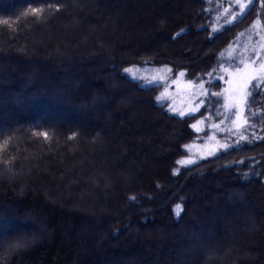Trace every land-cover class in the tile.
I'll list each match as a JSON object with an SVG mask.
<instances>
[{"label": "trees", "instance_id": "obj_1", "mask_svg": "<svg viewBox=\"0 0 264 264\" xmlns=\"http://www.w3.org/2000/svg\"><path fill=\"white\" fill-rule=\"evenodd\" d=\"M92 4L105 12L103 18L92 16ZM49 5H60V10L45 11L40 19L30 16L10 28L0 25V143L11 137L7 154L0 152L3 264H156L155 251L174 255L173 264H251L254 257L264 259L255 245L264 239V90L251 102V112H260L258 119L250 120L255 128L240 132L247 141L239 133L221 132L219 138L230 143L227 150L218 146L215 155L192 165L178 164L189 154L185 145L204 142L214 132L211 124L222 116L224 88L217 77L234 61L227 62L226 54L238 34L256 19L264 26V0H256L246 18L235 24L216 17L214 0L154 4L156 10L149 12L163 22L154 47L133 48L108 38L107 32L120 24L130 30L121 23L120 16L129 9L121 0H0V20L17 21L30 7ZM213 28L219 31L213 33ZM231 57L239 62L243 58ZM134 65L141 77L166 65L172 69L170 78L183 71L186 83L191 80L198 88L203 82L209 92L222 95L205 100H211L210 108L182 117L170 110L169 101H158L165 82L148 84L122 71ZM209 72L213 77L206 75ZM134 95L147 107V119L130 121L117 110L120 101L130 104ZM217 109L219 115L214 114ZM245 113L251 115L247 107ZM197 121H203L197 127L201 131L191 127ZM116 123L129 131L121 128L113 144ZM156 125L176 136L164 165L146 171L149 152L136 144L154 134L151 127ZM33 131H48L52 138L45 142ZM73 133L76 139L69 140ZM135 150L138 156H132ZM210 179L221 188L196 187ZM113 194L121 206L111 210ZM132 196L137 199H129ZM178 203L183 205L179 217L173 211ZM197 203L205 212L212 210L208 203L213 204L224 220L201 215ZM134 222L141 238L152 235L154 226L166 232L186 224L190 229L174 233L175 244L165 246L149 245L147 238L141 239L143 244L137 239L135 246L128 244V237L119 241ZM20 240L30 241V246L9 253L8 243ZM239 252L249 261L240 260ZM151 253L147 261L144 254Z\"/></svg>", "mask_w": 264, "mask_h": 264}, {"label": "rangeland", "instance_id": "obj_2", "mask_svg": "<svg viewBox=\"0 0 264 264\" xmlns=\"http://www.w3.org/2000/svg\"><path fill=\"white\" fill-rule=\"evenodd\" d=\"M121 1L126 7L127 6L129 7V9L127 11L128 13H125V14L120 16V18L123 19L121 23H127L130 30L125 29L120 24V27L114 28L116 30L110 29L111 30L110 33L107 32V34H110V37H108V38L111 41L115 40L116 42H119V43L125 42V44H127V45L132 44L133 48L138 47V46H136V44H139V46L154 47L158 43L157 42L158 39L161 38L160 35L163 34L161 32L163 22L159 19L158 15L155 16L157 13L151 14L149 12V9L151 10V8L153 11L156 10L154 4L164 3V4L176 5V1L181 2V0H121ZM174 1H175V3H174ZM214 1L216 2V5H215L216 17L222 22H224L226 20H229L230 22L233 21V15H230L229 12H239L240 11V9L238 7H235L236 0H232L231 3H229L228 0H214ZM240 3L248 5L249 0H240ZM147 6H149V7H147ZM90 7H91V11H92V16L96 15L97 18L98 17L99 18L104 17L105 12L101 11L100 7L95 6L93 4ZM226 9L228 10L227 12H226ZM136 19H137V21L135 23L134 20H136ZM141 19L148 20V21L143 22L144 24L141 23L142 24L141 25V24H139V21H141ZM252 25H253V23L248 28L244 29L243 31H241L238 34L239 37L237 36L238 38L236 39L235 43L227 51V54H226L227 57L232 58L231 56H234V55L238 56L239 55L240 57L242 56L245 61H248L249 58H251L253 55L252 54L253 47H255L258 51H261V54L264 55V50H261L259 48V45L261 43H264V41H261V39H260V36L264 35V31L262 30V28L253 29ZM136 29H138V31L141 30L140 31L141 33L140 34H139V32L137 33ZM54 39L55 38H51V41L49 40V44H53ZM60 41H61V39L57 37L56 42H60ZM230 58L227 60V62L231 61ZM233 60L234 61L230 65L228 64V65L222 67L223 71H224V69H227L228 71L227 72L224 71V75H221V77H223L222 80L224 82L223 104L221 106L222 116L220 117V119L218 121L211 124V128L214 129V132H212L211 135L209 136V138H206L204 142H192L189 145L190 147H188L189 154L182 157L179 161L186 160L189 158L196 161L199 158L208 155V153L210 151L216 152V150L218 149L217 147L223 143H228L230 145L229 142L222 141L219 138L218 134L221 133L222 131H219L218 129L213 128L212 125H214V124L219 125L221 128H224V129H235V125L232 123V121L237 120V116L235 114L237 109H233L232 111H229L227 108H225V103H226V101L230 102L234 96H237V97L239 96L240 93H238L236 91V89L242 83V78L244 75L243 70L245 69V64L240 63L237 59H233ZM257 66L258 65H253V67H257ZM150 68L155 70L158 67H153V68L150 67ZM160 68H163V67H160ZM238 69L240 71H238ZM145 73L146 74L143 75V77L146 78V79H144L145 82L150 81L152 79V77L158 76L161 74L157 71H146ZM175 77L169 78L165 82L164 88L161 90L160 93L164 92L165 88H167L168 98L164 101H169L170 110L175 108L177 111L176 112L172 111V112L175 114H178L179 111H187L190 107H194L195 103H196V99H200V97L197 95L196 99H192L194 93L198 94V92H199L198 88H196V86L189 85L188 83H186L183 80V77H179V76H175ZM173 79L178 80V83L173 85L172 84ZM148 84H151V83H148ZM137 100L138 99L134 95V98L130 102V104H127L125 101H120L118 103L117 110H119L120 114H122L124 116L125 115L128 116L127 118H130V121H131V118L135 121L147 119L146 118L147 116H145V114H147V110H148L147 107L144 104L139 103ZM239 110L242 113L239 122L242 123L243 117L246 116L245 106L243 104L239 105ZM130 114H133V115H130ZM155 119H156V121H159L158 118H155ZM222 121H223V123H221ZM114 122H115V120H114ZM200 125L201 124L197 125V127H200ZM126 127L127 126H123L120 123L115 124V130L114 131H115L116 136L115 135L111 136L112 137V138H110L111 143L117 144V137L119 135H121L120 129L123 128L124 133L129 131V129H127ZM139 127H141V126L139 125ZM151 129L154 132V134L150 133V134L145 135V137L139 139L141 142V145H139V143L136 144L137 147L138 146H144L145 149L148 150V152H149V157L147 158V160H145L146 171L150 170V169L157 170L158 167L160 168V167H162V165H164V163H165L164 158H166L168 152H170L172 150V148H173L172 143L175 140V136H176V133L173 130H170V129L166 130L164 127H162L160 125L152 126ZM223 132H225V131H223ZM240 132H241V130L240 131H233L231 133L234 135V134H238V133L240 134ZM84 134H86L85 136H88L90 138L92 137V132H90V130L89 131L84 130ZM89 134H91V135H89ZM240 136H241V134L239 135V137ZM154 138H155V140H154ZM130 139H132V138H130ZM135 153L138 156L136 150L133 152L132 156H134ZM104 155H106V154H104ZM141 156L142 155L140 154L139 157L141 158ZM102 157L103 158L100 161H102L105 158L104 156H102ZM125 158L126 157H124V159ZM108 161L109 160L107 157V162ZM136 161H138V160H136ZM136 164H137V162L134 163L135 166H136ZM76 166H77L76 169L80 168L79 165L76 164ZM179 166H187V165L179 164ZM32 168L36 169L35 166ZM118 170L119 169L117 168V172H119ZM7 171L11 172L12 169L8 168ZM81 171L82 170H80V173H81ZM145 173H147V172H145ZM11 176H14V175H11ZM134 181H136V179H134ZM218 183L219 182L216 179H210V180L205 181L201 184H196V187L201 186V185L210 186L213 184L217 189H220L221 186H219ZM194 187H195V185H194ZM196 194H198L197 190H196ZM197 196H198V198L203 197L202 194L200 196L198 194ZM222 197H224V196H222ZM236 197H238V196L234 195L232 199L238 201L239 199ZM224 198H226V197H224ZM109 200L110 201L108 202V206H112L111 210L116 209V208L121 206L119 204L120 198L118 197L117 194L116 195L115 194L110 195ZM227 201H230V200L227 199ZM112 203H117V204H112ZM206 204H207V202H206ZM206 204H204V207H206ZM239 204H240V202H239ZM208 205L211 206V208H212L211 211H208V212L203 211V209L201 208L202 207L201 203H199V204L197 203L196 206L198 208H196V210L201 211V215H206L207 217L215 218L216 220H218L220 222H221V220H224L220 211H218L215 207H213V204L208 203ZM244 206H246V204H244ZM245 217H246V212L241 213V215H240L241 222L242 221H244L243 223L247 222V219H245ZM243 223L240 225V228L241 227L244 228V226H242ZM185 229L188 230V229H190V227L186 224L182 228H179V229L174 230V231L166 232L163 229H156V227L154 226L152 228V230H155V231L152 235L141 238L140 235H142V232H140L138 230V223L134 222L132 227L124 235H122L120 237L119 241H122V240H124L125 237L126 238L128 237V239H129L128 244L135 246L139 239H140L139 240L140 244H143L141 239L147 238V239H149V241H148L149 245H150V243H156L158 246L159 245L165 246L166 243L175 244L176 236H174L175 235L174 233L177 234V232H179L180 230H185ZM147 230L149 231V230H151V228L145 229L144 231H147ZM193 233H194V231L190 232V234L194 235ZM200 233H204V231H202ZM149 245H147V246L144 245V247H142V248L143 249L149 248ZM199 245L200 244H198L196 247H199ZM255 245L260 246L259 248L261 249L262 253H264V239L261 241L258 240V242H256ZM125 248H127V246ZM127 251H129L128 248H127ZM149 251H150V249L147 250V252H149ZM205 252H206V250H205ZM239 254H240L239 256L241 258L240 260H244V259H245L244 261L248 260V258H247L248 255L243 256V255H241V252H239ZM144 256H145V259H147V261H149L151 256H152V253L147 254V255L144 254ZM148 257H150V258H148ZM152 261H155L156 264H173L174 255H172V254L162 255L161 252L155 251L154 256H152ZM251 264H264V259H260L259 257H254L253 260L251 261Z\"/></svg>", "mask_w": 264, "mask_h": 264}, {"label": "snow or ice", "instance_id": "obj_3", "mask_svg": "<svg viewBox=\"0 0 264 264\" xmlns=\"http://www.w3.org/2000/svg\"><path fill=\"white\" fill-rule=\"evenodd\" d=\"M228 2L231 3L232 0H228ZM255 2L256 0H249V4L245 5L243 3H240V0H236L235 7H238L240 11L239 12H229L230 15H233V21H231L230 23L235 24L238 22H242V20L246 18L247 14L249 13L251 5L255 4ZM59 10H60V5H56L55 7L49 5L47 8H45L44 6L30 7L29 9L25 10V12L22 14L21 17L17 18V21L3 19V20H0V25H4L10 28L13 23H17L21 20L26 21L27 18L30 16L36 19H40L43 17V14L45 11H48V12L57 11L58 12ZM227 11L228 10L226 9V12ZM261 15H264V11L261 12ZM261 27H264V26L261 25V21L259 19L253 22V25H252L253 29H259ZM217 31H219V29H216V28L212 29L213 33ZM13 32H15V29H13ZM182 33H183V30L181 33H177V36L181 35ZM260 39L261 41H264V35H261ZM259 48L261 50H264V43H261L259 45ZM252 54H253L252 57L249 58L248 61H245L243 58L240 59V63L245 64V69L243 70L244 75L242 78V83L236 89V91L240 93L239 96L238 97L234 96L230 102L226 101L225 103V108H227L229 111H232L233 109H237L235 113L237 116V120L232 121V123L235 125V129H224V128H221L219 125H215V124L212 125L213 128L218 129L219 131H222V132L223 131L233 132V131H240V130L247 131L249 129L255 128V125L251 124L250 120L258 119L260 116V112L259 110L257 112H251V102L255 100V97L257 95L261 94V90H264V55H262L261 51H258L255 47H253L252 49ZM221 55L223 56V53ZM230 59H236V58L232 57ZM145 63H148V62L146 61ZM253 65H258V66L253 67ZM122 71L126 74H130L133 79L142 80V81L144 80V78L141 77L139 74L140 69H138L135 65L132 67L124 68ZM156 71L161 74L158 76L152 77V79L147 82L151 84H156L157 86H160L162 82H166L170 78L171 73H172V69L168 68L166 65L161 69H157ZM224 71L227 72L228 70L224 69ZM238 71L240 70L238 69ZM185 75H186V72H183V71L178 73L179 77H184ZM206 75L209 78L213 77L212 72H209ZM198 79H202V78H198ZM217 79H223V77H217ZM177 83H178V80L176 79L172 80L173 85ZM188 84L192 85L193 81L189 80ZM208 84L209 86L212 85V79L208 80ZM198 88H199L198 94L194 93L192 99H196L197 95L199 97H204L205 99H196V103L194 107H190L187 111H179L178 115L182 117L191 116L193 113L199 112L201 108H210L211 100L208 99L207 104L205 103V100L209 98L210 96L220 97L222 95V93H219V92H215V93L209 92V89L205 87L203 82L199 83ZM167 98H168V93H167V88H165V91L160 93L158 97V101H164ZM261 103L264 104V101H262ZM241 104L247 107L249 109V112L251 113L250 116L243 117L242 123L239 122L241 115H242L241 111L239 110V105ZM171 111L176 112L177 110L173 108L171 109ZM214 114L219 115L220 114L219 110L217 109ZM208 119H210V117H208ZM200 123H203V121H197V124H200ZM221 123H223V121ZM197 124H193L191 125V127L196 129V131H201V129L197 128ZM32 135L36 137H43L45 142L49 141L52 138L48 131H40V132L33 131ZM76 136L77 134L73 133L71 136L68 137V139L74 140L76 139ZM240 139L242 141H247L248 136L241 134ZM10 140H11V137L5 139L2 143H0V152L7 154V148L9 146ZM184 147L188 148L190 146L185 145ZM229 147L230 145L228 143H223L220 145V149H224V150H227ZM208 155L210 156L215 155V152L210 151ZM3 163L8 164V161H3ZM194 163H196V161L191 158L178 161V164H181V165H192ZM240 163H243V162L241 161ZM129 199L135 201L137 197L132 196ZM173 211H174V215L179 217L183 212L182 203L176 204ZM33 239H37V237H34ZM3 243L4 241L0 240V246H2ZM30 243L31 242L27 240H20V241L8 243L7 251L9 253L19 251L21 249L29 247ZM0 264H3L2 255H0Z\"/></svg>", "mask_w": 264, "mask_h": 264}]
</instances>
